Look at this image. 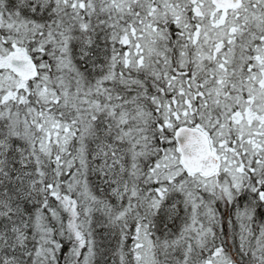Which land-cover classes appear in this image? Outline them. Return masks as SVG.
<instances>
[{
	"label": "snow or ice",
	"instance_id": "obj_1",
	"mask_svg": "<svg viewBox=\"0 0 264 264\" xmlns=\"http://www.w3.org/2000/svg\"><path fill=\"white\" fill-rule=\"evenodd\" d=\"M0 264H264V0H0Z\"/></svg>",
	"mask_w": 264,
	"mask_h": 264
}]
</instances>
